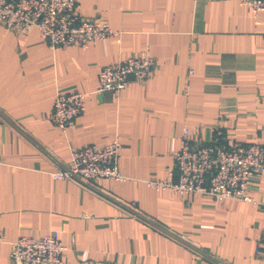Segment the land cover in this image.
<instances>
[{"label": "crops", "instance_id": "0c3cea01", "mask_svg": "<svg viewBox=\"0 0 264 264\" xmlns=\"http://www.w3.org/2000/svg\"><path fill=\"white\" fill-rule=\"evenodd\" d=\"M115 32L87 48H50L37 28L0 25V264L21 235L56 232L65 264H264L261 205L149 186L165 180L183 129L194 146H264V11L241 0H76ZM148 54L145 80L97 92L98 71ZM58 92L85 93L65 129L48 120ZM118 138L125 180H55L70 151Z\"/></svg>", "mask_w": 264, "mask_h": 264}, {"label": "built area", "instance_id": "2783aa9c", "mask_svg": "<svg viewBox=\"0 0 264 264\" xmlns=\"http://www.w3.org/2000/svg\"><path fill=\"white\" fill-rule=\"evenodd\" d=\"M241 2L254 13L264 11V0ZM0 25L20 34H28L37 28L52 49L87 48L92 42L115 34L107 21L80 16L76 0H0ZM155 66L154 58L148 54L130 56L114 65L103 66L98 71L96 91L118 92L128 84L130 77L147 79ZM85 95L82 92H58L48 116L49 122L65 129L84 111ZM188 135L189 130L183 129L179 146L171 154L173 166L168 169L166 179L149 180V186L167 188L179 194H207L218 200L234 198L261 205L248 192L249 182L256 175L264 174V146L260 142L225 145L214 140L194 146ZM120 147V141L114 138L103 146L88 144L72 149L68 167L50 175L55 180L80 177L123 181L125 176L117 164ZM64 251L58 234L49 232L40 237L19 236L12 242L9 256L13 264H65ZM257 254L264 262V229Z\"/></svg>", "mask_w": 264, "mask_h": 264}]
</instances>
